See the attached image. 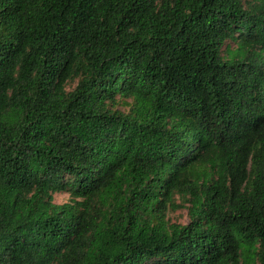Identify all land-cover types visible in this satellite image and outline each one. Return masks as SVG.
I'll list each match as a JSON object with an SVG mask.
<instances>
[{"label":"trees","instance_id":"1","mask_svg":"<svg viewBox=\"0 0 264 264\" xmlns=\"http://www.w3.org/2000/svg\"><path fill=\"white\" fill-rule=\"evenodd\" d=\"M0 264H264V0H0Z\"/></svg>","mask_w":264,"mask_h":264},{"label":"rangeland","instance_id":"2","mask_svg":"<svg viewBox=\"0 0 264 264\" xmlns=\"http://www.w3.org/2000/svg\"><path fill=\"white\" fill-rule=\"evenodd\" d=\"M231 46L234 48L235 47L234 43H231ZM225 55H226V46L223 47V56H225ZM75 85H76V82L70 84L68 86V90L73 89L75 87ZM115 108L120 110V111H123V112H128L130 109V105H128L125 101L120 100ZM69 199H70V195L67 193H56L54 195V202L56 204H60V205L64 204V203L68 202ZM168 219L172 223H178V224H183V225L188 224L189 223V216H188L187 207L182 208V209H178L176 211H170L168 213Z\"/></svg>","mask_w":264,"mask_h":264}]
</instances>
